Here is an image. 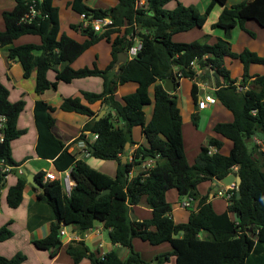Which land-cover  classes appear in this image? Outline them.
Segmentation results:
<instances>
[{"label": "trees", "instance_id": "16d2710c", "mask_svg": "<svg viewBox=\"0 0 264 264\" xmlns=\"http://www.w3.org/2000/svg\"><path fill=\"white\" fill-rule=\"evenodd\" d=\"M33 1L37 2L38 15L32 23L21 22L29 12ZM110 9H92L84 0H70L69 5L76 13L90 20L110 17L114 28L97 32L91 26L73 25L86 39L84 42L60 34L59 9L53 0H16L13 11L4 12L5 30L0 31V48H6L8 59L19 62L24 69V78L36 73V92L57 89L60 82L72 83L78 79L100 77L104 80L101 93L83 92L80 97L64 98L60 109L89 117L77 141L86 144L87 156L101 160H116L119 163L115 178L101 173L77 154L70 152L65 143L53 132L55 117L49 103L37 101L34 109L39 132L37 154L42 159L52 160L57 172L71 169L75 181L70 195L64 192L60 181H45L46 171L36 174L42 185L39 199L46 201L52 211L50 233L46 238L36 239L32 244L38 250L51 251L55 256L63 247L64 226H73L78 232L92 230L96 224H103L109 230V239L114 245L128 248L126 260L116 252L103 255L94 253L84 241H72L67 253L76 264L89 259L92 264H149L133 247L134 239H140L152 246L168 243L171 252L156 256L154 264H166L174 256L176 264H264V75L250 74L253 64L264 66V57L245 49L234 53L231 44L218 38L216 44L204 42L176 43V34L193 29H202L215 6L223 11L212 30L238 25L247 31L245 24L254 21L264 29V0H246L231 7L228 0H211L204 13L193 6L181 3L174 10L166 5L173 0H117ZM142 41L138 56L129 60L128 49L134 44L131 34ZM249 32V31H248ZM254 36L252 32H249ZM25 35L40 36L41 45L27 44L10 47L15 40ZM115 35V36H114ZM210 35L204 38L208 39ZM106 40L112 46V62L104 70L94 65L81 69L72 64L92 46ZM40 53L39 55H37ZM238 59L244 65L242 79H233L225 65V58ZM193 63L202 71L197 73ZM57 67H62L60 70ZM56 72V80L48 79V72ZM215 77L214 96L234 115L231 123H218L214 132L232 142L228 155L221 153L222 140L211 138L201 148L193 165L187 160L182 131V114L176 94L181 80H192L191 94L199 102V81ZM172 78L174 93L164 89L165 80ZM127 83L138 85L134 93L121 99L116 97L119 86ZM154 88V112L148 122L145 108L152 104L150 89ZM9 89L0 81V159L12 167L11 173H18L22 165L13 158L11 144L27 133L18 127V120L25 109V101L11 102ZM100 103L114 110L100 120L90 105ZM198 126V116L193 117ZM123 123L120 126L119 123ZM141 127L148 145L134 150L132 160L122 159L127 155L126 145L134 144L132 131ZM97 134L94 142L87 139ZM130 147V148H131ZM211 148L218 151L210 154ZM158 158V159H157ZM156 160L154 168L140 172L130 180L132 170L147 162ZM235 169H237L235 171ZM232 173L241 179L238 191L227 201L224 213L215 211L209 200V193L201 195L204 183L222 180ZM7 179L0 173V211L2 190ZM27 177L21 173L15 185L8 190L6 201L16 209L24 201ZM35 190L38 188L34 187ZM108 190L109 193L99 195ZM175 191L179 201L192 197L197 201L196 210H191L187 222L177 223L171 217L174 204L168 194ZM153 211L151 219L131 217V209L143 201ZM178 202V200L176 201ZM234 215V219L231 218ZM12 221L0 228V243L13 237ZM29 228L32 227L29 224ZM206 236H202V235ZM26 260L22 253L12 258L0 256V264H21Z\"/></svg>", "mask_w": 264, "mask_h": 264}, {"label": "crops", "instance_id": "0c3cea01", "mask_svg": "<svg viewBox=\"0 0 264 264\" xmlns=\"http://www.w3.org/2000/svg\"><path fill=\"white\" fill-rule=\"evenodd\" d=\"M243 1L246 0H228L227 6L231 7ZM69 2L70 0H53V5L59 9L60 34H67L69 37L74 39V36L69 34L68 31L75 30L73 29V25H81L82 18L80 14L73 11ZM84 3L92 9L106 10L116 6L118 1L84 0ZM179 3L185 6L193 5L199 10V12L204 13L210 5L211 0H173L166 5V8L174 10ZM16 4V0H0V31L5 30L3 13L13 11ZM144 5L145 1L142 0L140 2V6ZM222 11L223 8L221 6H215L202 29H193L188 32L176 34L173 37V41L176 43H192L195 41L204 42L207 40L206 42L209 45H214L216 44L218 38H222L231 44V49L234 53H241L245 49H249L257 53L259 56L264 57V29L254 21H249L245 24L247 31L241 29L238 25L222 27L221 30L217 32L212 30V25L218 21ZM248 31L252 32L254 36H251ZM78 32L81 31L77 30V33ZM206 35H210V37L205 39L204 37ZM82 36L83 37L80 42H84L86 39L85 35ZM101 42L92 46L82 56H80L71 65L72 68L78 70L84 67H93L94 65H97V67L101 70L106 69L112 62V46L111 43L106 41V45L100 47ZM27 44L41 45L42 39L40 36L25 35L15 40L7 48ZM39 54L40 53L37 55ZM225 65L230 70L231 77L233 79H242L244 74V65L240 60L226 57ZM201 73L202 72L199 74ZM250 74L252 76L264 75V66L257 64L251 65ZM48 79L51 82L56 80V72L54 70H50L48 72ZM0 81L9 89V99L11 102L14 103L21 100L25 101V109L19 117L18 127L20 129H27V133L25 135L13 141L11 144L13 158L22 165L20 166L18 173L10 174L6 182L7 188L2 190V198L4 199L2 200V209L0 211V228L12 221L13 223L10 226V229L13 231V237L0 243V256L12 258L17 254L22 253L26 256V260L21 264H76L72 257L68 255L67 248L72 241H84L96 254L103 255L113 251L117 253L121 260H126L130 253L129 249L124 248L121 245H114L109 239V230L106 229L108 236L104 234L105 227L103 224H96L92 230L85 233L78 232L75 227L70 226V228L67 229V235L63 236L64 238L62 237L63 247L55 256L51 255V251L36 249L32 244V241L46 238L49 235L51 227L49 219L52 217V211L46 201L38 198V196L42 193V189L35 190L34 186L31 184H28L24 190V201L20 207L16 209L6 207L7 209H5L4 205L5 203L7 204L6 197L9 188L17 183L21 173L24 175L25 173L36 175L42 170L46 172L56 171L52 160L42 159L37 154L36 148L39 132L36 126L34 113L37 101L47 102L55 108L53 116L55 117L56 122L53 132L65 143L70 152L76 153L78 159L85 160L89 166L95 170L104 173L109 177H116L119 166V163L116 160H101L89 157L84 152L81 142L77 141L84 125L91 119L82 114L64 112L60 109L64 98L68 97H80L82 98L83 103L87 104L82 93H101L104 89V80L100 77H89L75 80L72 83L60 82L57 89L47 90L43 94H38L36 92V73L34 72L28 79L24 78L23 66L17 61H10L8 59L6 48H0ZM197 84L199 87V98L204 95L214 96L213 92L216 89V80L214 76H211L206 81H199ZM137 87L138 85L135 83L121 85L117 89L116 97L121 99L128 94L134 93L137 90ZM180 88L181 84L178 89L180 90ZM179 90H177L176 94L179 97L178 106L182 114V131L188 163L190 165L195 163L201 148L207 145L211 138H218L219 140H222L224 146L220 151L222 154L228 155L232 148V142L230 141V143H228L223 137L215 134L214 127L218 123L233 122V113L219 100H217L216 104L211 105L204 110H200L198 103L194 100L191 92L190 94L184 93L180 96ZM150 95L152 104L145 108L148 122L152 119L154 112L155 100L153 87L150 89ZM90 107L95 111L97 116L106 106L97 103L90 105ZM107 107L108 109L105 116L110 112L114 114V110L109 106ZM194 115L198 116V126L194 124ZM211 119L213 121L209 124ZM119 125L123 126V123L121 122ZM132 135L134 144L124 157L127 158V161L132 160L133 152L139 146L148 145L147 137L141 127H135L132 131ZM87 139L90 140V142H94L96 140L93 135H89ZM217 151L218 150H216V152ZM157 159L148 160L142 165L135 167L130 174V180L137 176L140 172L146 171V167L151 166L154 168ZM236 170L237 169H235V171ZM25 176L27 177V175ZM12 178L13 180H11L9 184V181ZM199 189L201 195L203 196L209 193V200L212 202L217 213L222 214L226 211L228 202L225 198L216 195L217 184L215 182L204 183ZM218 198H223L227 202L220 208V210L215 208V201ZM168 200L174 204L171 217L177 223L187 222L189 220L191 210H196L197 208V201L193 203V206L190 209L182 208L180 203L183 200L179 201L178 195L175 191L169 192ZM177 200L178 202H176ZM131 215L138 219H151L153 211L147 206L146 201L144 200L141 204L132 207ZM231 218L234 219V215H231ZM29 224L32 229L29 228ZM202 236L206 235L203 234ZM138 240L140 239H134L133 247L135 251L140 253L141 258L149 264H154L152 261L156 258V256L172 251V247L168 243L152 246L147 242L142 241L140 243ZM79 264L92 263L89 259H84ZM166 264H176V258L173 256Z\"/></svg>", "mask_w": 264, "mask_h": 264}, {"label": "built area", "instance_id": "2783aa9c", "mask_svg": "<svg viewBox=\"0 0 264 264\" xmlns=\"http://www.w3.org/2000/svg\"><path fill=\"white\" fill-rule=\"evenodd\" d=\"M37 2L33 1V4L29 10L28 13H26L22 19L21 22L23 23H32L37 15L38 11L36 9ZM82 18V25L84 28H87L91 26L95 31L97 32H106L110 31L114 28L113 26V20L110 17H105L102 19H88L85 14L81 15ZM137 27H135L134 32L130 36V40L134 42V44L128 49L127 51V57L131 61L135 59L139 52L142 49V41L140 38H138V35L136 34ZM194 68L196 69L197 73L202 72L199 67L196 65V63H193ZM217 103V98L212 95H205L201 98H199L198 107L200 110H204L208 108L211 105H214ZM1 127V124H0ZM95 139L98 138L97 134L93 135ZM0 140L3 141V137L0 134ZM82 144V147L84 148V152L87 155L86 151V144L83 141H80ZM257 143L264 149V146L262 144V141L257 140ZM216 148H211L210 154L216 152ZM152 169L151 166L146 167L147 175H149V171ZM12 167L7 163L5 159H0V173H2L6 179L9 178L11 173ZM22 172V171H21ZM45 181H60L63 185L64 192L67 195H70L72 188L75 186V181L71 177V169L64 171V172H47L45 175ZM236 188V186H224L216 190V195L219 197L225 198L227 201L231 198L233 195L232 191ZM195 202V199L192 197H186L183 201H181L180 206L185 209H190L193 206V203ZM60 234L63 236L67 235L66 226L61 230Z\"/></svg>", "mask_w": 264, "mask_h": 264}, {"label": "water", "instance_id": "95a60500", "mask_svg": "<svg viewBox=\"0 0 264 264\" xmlns=\"http://www.w3.org/2000/svg\"><path fill=\"white\" fill-rule=\"evenodd\" d=\"M164 89L167 91V92H174L175 91V83H174V80L172 78H169L167 80H165L164 82ZM108 107L106 106L104 108V110H102L97 116H96V120H100L101 118H103L106 114V111H107ZM130 143H128L126 145V148H125V152H128L130 150ZM122 162L123 163H126L127 162V158H123L122 159ZM25 175H27V182L28 184H31L32 186L38 188V189H42V185H40L37 181V178H36V175L35 174H29V173H25ZM241 182H242V179L241 177L237 174V173H232L230 175H228L227 177H225L224 179L222 180H216L215 183L217 184V189L221 188V187H224V186H236L237 188V191H238V194L237 196L240 197V192H239V188H240V185H241ZM106 193H109L108 190L102 192L100 196H103L104 194ZM132 218H134L133 215H131Z\"/></svg>", "mask_w": 264, "mask_h": 264}, {"label": "rangeland", "instance_id": "374dc122", "mask_svg": "<svg viewBox=\"0 0 264 264\" xmlns=\"http://www.w3.org/2000/svg\"><path fill=\"white\" fill-rule=\"evenodd\" d=\"M238 2V1H237ZM69 32V34H71V35H73L74 36V39L75 40H79L78 42H80V40L82 39V32H78L77 33V30L75 31H68ZM69 36V35H68ZM207 41V40H206ZM104 45H106V40H104V41H102L101 42V44H100V47H102V46H104ZM57 69L58 70H60L61 69V67H57ZM193 81L192 80H190V79H183L182 80V83H181V88H180V90H179V95L180 96H182L184 93H188V94H190V92H191V89H192V86H193ZM205 96V95H204ZM213 120L211 119L210 121H209V124L212 122ZM204 126V125H203ZM225 141H227L228 143H230V141L229 140H226L225 139ZM11 180H13V178L12 179H10V181H9V184H10V182H11ZM5 188H7V185L5 186ZM4 198H2V200H3ZM5 201V200H4ZM227 202H226V200L225 199H223V198H218L216 201H215V208L217 209V210H220V208L221 207H223L225 204H226ZM5 205V209H7L6 207H8L9 208V206L5 203L4 204ZM4 209V208H3ZM4 211V210H3ZM68 228H70V227H67L66 226V230L68 229ZM104 234L105 235H107L108 236V232L106 231V229L104 230ZM64 238V237H63ZM63 240H65V239H63ZM138 241H140V243L142 242V240H138ZM174 261V260H173Z\"/></svg>", "mask_w": 264, "mask_h": 264}]
</instances>
